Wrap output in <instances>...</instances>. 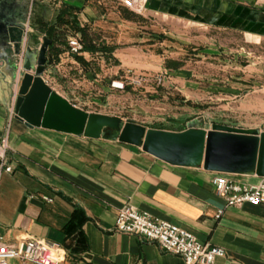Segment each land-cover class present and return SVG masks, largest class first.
I'll use <instances>...</instances> for the list:
<instances>
[{"label": "crops", "instance_id": "crops-1", "mask_svg": "<svg viewBox=\"0 0 264 264\" xmlns=\"http://www.w3.org/2000/svg\"><path fill=\"white\" fill-rule=\"evenodd\" d=\"M17 1H12L11 7ZM60 1L76 9L80 24L96 31L99 41L114 46L112 54L118 68L171 69L162 65L163 60L154 53L141 54L135 47L123 48L121 43L134 39V26L130 25L131 12L121 0ZM193 2L207 7L196 13L200 15L195 17L198 21H210L206 11H217V18L211 21L224 19L222 6L227 1ZM69 55L74 57L72 53ZM0 56V136L8 127L5 165L11 167L10 170L0 167V233L5 240L16 242L21 236L35 235L58 242L65 248L66 261L71 264H184L179 254L164 250L156 241L114 229L118 208L131 203L188 229L203 243L221 246L224 254L217 256L214 264H264V202L227 206L214 190L215 171L200 165L166 162L144 151L139 144L118 140L117 135L89 137L28 126L14 116V111L10 116L18 71L10 54ZM118 72L112 69V77L105 79L121 82L118 77L125 74ZM170 72L176 75L174 80L180 86L177 89L182 91L186 83L181 72L177 69ZM43 77L74 103L62 84L66 79L54 84L45 73ZM232 77L238 80V85H216L215 92L237 95L240 90L245 91L241 84L246 86V73ZM260 85L264 88V84ZM232 174L248 182L260 178L253 173ZM218 208H222V213L216 217ZM78 222L81 224L77 225ZM72 223L77 226L69 232ZM9 264H17V260L10 259Z\"/></svg>", "mask_w": 264, "mask_h": 264}, {"label": "rangeland", "instance_id": "rangeland-1", "mask_svg": "<svg viewBox=\"0 0 264 264\" xmlns=\"http://www.w3.org/2000/svg\"><path fill=\"white\" fill-rule=\"evenodd\" d=\"M193 1L146 0L141 12L126 6L131 12L134 39L121 43L123 48L135 47L141 54L154 53L163 60L162 65H166L167 59L179 60L182 64L177 68L165 70L162 66L154 71L144 67L118 68L119 63L112 52L102 54L81 50L78 54L89 61L84 66L71 57L67 49L61 52L58 60L53 57L46 60L43 73L54 84L66 79L62 84L68 88L77 106L117 115L121 118L120 124L131 120L180 131L190 126L207 129L212 122H219L261 129L264 124V88L260 85L264 84V0H225L228 3L222 6L224 19L216 22L211 20L217 18V11L204 12L210 16L208 22L195 19L200 16L196 13L207 7ZM25 4L24 11L21 9L23 18L18 23L23 29L20 47L17 51L12 44L6 53L12 56L18 71L16 89L23 72L26 46L36 49L47 37L37 29L36 18L53 22L62 8L60 0H25ZM110 4L113 3L110 1ZM27 18L30 25L26 31L24 22ZM58 30L60 37L67 41L70 36L81 37L80 32H73L70 27L63 26ZM88 31L99 41L100 35L96 31L90 27ZM22 44L25 49L20 62L17 53H20ZM172 68L181 72L185 79L182 91L177 89L180 86L174 80L176 75L170 72H173ZM112 69L125 74L118 77L121 82L105 79L109 75L112 77ZM239 73L247 75L246 86L241 84L245 91L240 90L237 95L227 91L215 92L216 85H238V80L232 76ZM135 74L146 75L147 79L139 83L132 79ZM102 85L111 89L106 90ZM109 134L118 135V131L111 130L104 135Z\"/></svg>", "mask_w": 264, "mask_h": 264}, {"label": "water", "instance_id": "water-1", "mask_svg": "<svg viewBox=\"0 0 264 264\" xmlns=\"http://www.w3.org/2000/svg\"><path fill=\"white\" fill-rule=\"evenodd\" d=\"M9 19V13L0 9V37L14 41L18 51L23 29ZM50 42L44 37L38 48L26 46L13 111L14 116L28 126L89 137L117 130L118 140L139 144L144 151L172 164L264 176V124L258 130L212 122L207 129L190 126L180 131L145 127L131 120L120 124L119 116L85 110L46 82L43 72Z\"/></svg>", "mask_w": 264, "mask_h": 264}, {"label": "built area", "instance_id": "built-area-1", "mask_svg": "<svg viewBox=\"0 0 264 264\" xmlns=\"http://www.w3.org/2000/svg\"><path fill=\"white\" fill-rule=\"evenodd\" d=\"M122 3L138 12L144 8L146 0H121ZM30 22L27 18L24 28L27 31ZM24 42V41H23ZM24 44L19 56L20 62L24 54ZM82 42L76 36L68 38V52L81 53ZM132 79L141 83L147 79L146 75L135 74ZM160 80V77H158ZM123 86V83H120ZM13 106L10 109V116ZM8 127L0 136V167L10 170V165H5L8 149ZM216 194L224 198L225 205L239 206L244 202L259 204L264 202V176L255 182H248L232 173L215 171L212 177ZM46 200L50 197L44 196ZM222 208H218L216 217L220 216ZM114 229L135 233L154 240L164 250L179 254L184 264H214L215 258L224 254L221 246L209 245L201 242L195 234L188 229L158 216L140 210L131 203L120 206L116 212ZM10 259L17 260V264H71L66 261L65 248L58 242L48 241L35 235L21 236L18 241L10 242L0 233V264H9Z\"/></svg>", "mask_w": 264, "mask_h": 264}, {"label": "trees", "instance_id": "trees-1", "mask_svg": "<svg viewBox=\"0 0 264 264\" xmlns=\"http://www.w3.org/2000/svg\"><path fill=\"white\" fill-rule=\"evenodd\" d=\"M76 9L70 7L67 4L62 3V8L58 11L56 18L53 22L47 21L41 17H37L35 20V25L40 32L45 33V35L51 40L47 49V61L50 58H54V60H58L61 52L68 49V41L66 38H61L59 35V28L66 26L72 28L73 32H80L81 37L80 40L82 42V50L88 51L90 53L100 52L102 54L111 53L114 49V46L108 44L106 42L98 41L89 33L88 27L85 24H80L78 18L75 14ZM74 57L81 62L84 66L88 64V60L82 55L76 53ZM182 64L179 60L176 59H167L166 66L177 68ZM110 136L116 137V134H109ZM84 217L80 220H82ZM78 222L77 225L81 223ZM77 225L71 224L72 228H70L69 232L74 229ZM68 232V233H69ZM80 232V229L78 230Z\"/></svg>", "mask_w": 264, "mask_h": 264}, {"label": "flooded vegetation", "instance_id": "flooded-vegetation-1", "mask_svg": "<svg viewBox=\"0 0 264 264\" xmlns=\"http://www.w3.org/2000/svg\"><path fill=\"white\" fill-rule=\"evenodd\" d=\"M14 0H0V9H4L9 13V20L20 21L23 18V11L26 6L25 0H18L16 6L11 7V3ZM23 11H22V10ZM16 23V22H15ZM13 42L5 37H0V53H7L8 47H11Z\"/></svg>", "mask_w": 264, "mask_h": 264}]
</instances>
